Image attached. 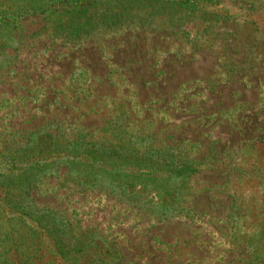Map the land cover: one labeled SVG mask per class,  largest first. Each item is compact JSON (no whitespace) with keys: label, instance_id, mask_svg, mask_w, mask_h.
I'll list each match as a JSON object with an SVG mask.
<instances>
[{"label":"rangeland","instance_id":"obj_1","mask_svg":"<svg viewBox=\"0 0 264 264\" xmlns=\"http://www.w3.org/2000/svg\"><path fill=\"white\" fill-rule=\"evenodd\" d=\"M201 9L232 19L196 24L189 37L159 19L73 40L28 17L16 57L0 69V158L35 132L112 145L125 130L195 168L168 217L82 188L65 170L32 186L35 205L64 216L74 237L118 254L109 264H264L237 235L249 211L235 208L249 193L240 176L255 189L264 174V0Z\"/></svg>","mask_w":264,"mask_h":264},{"label":"trees","instance_id":"obj_2","mask_svg":"<svg viewBox=\"0 0 264 264\" xmlns=\"http://www.w3.org/2000/svg\"><path fill=\"white\" fill-rule=\"evenodd\" d=\"M0 1V69L16 57L22 21L28 17L42 19L53 34L73 40L132 21L150 24L159 19L189 37L193 32L197 35L196 24L206 30L212 27L211 18L232 19L202 12L203 6H218L224 0ZM5 2L6 8H1ZM61 170L82 188L147 204L163 217L177 211L180 187L195 173L191 164L172 152L153 148L149 136L125 130H117L112 145L81 137L61 143L52 134L32 133L20 147L0 158V221L8 226V231L0 226V264H109L118 260L117 253L100 252L101 240L74 237L64 216L37 207L29 197L36 182L56 178ZM258 175L261 182L255 189L249 173L240 176L249 193L239 194L235 208L249 211L250 222L237 235L247 253L262 260L264 174Z\"/></svg>","mask_w":264,"mask_h":264}]
</instances>
